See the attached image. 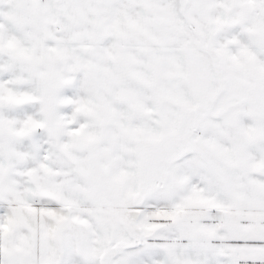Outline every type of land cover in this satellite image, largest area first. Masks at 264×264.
Instances as JSON below:
<instances>
[{
	"label": "snow or ice",
	"instance_id": "obj_1",
	"mask_svg": "<svg viewBox=\"0 0 264 264\" xmlns=\"http://www.w3.org/2000/svg\"><path fill=\"white\" fill-rule=\"evenodd\" d=\"M0 264H264V0H0Z\"/></svg>",
	"mask_w": 264,
	"mask_h": 264
}]
</instances>
